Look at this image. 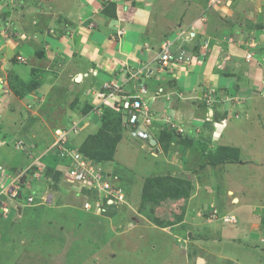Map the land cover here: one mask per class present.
<instances>
[{
  "label": "crops",
  "instance_id": "obj_1",
  "mask_svg": "<svg viewBox=\"0 0 264 264\" xmlns=\"http://www.w3.org/2000/svg\"><path fill=\"white\" fill-rule=\"evenodd\" d=\"M208 1L0 0V142L4 144L0 148L1 215L9 219L17 213V219L32 225L41 216V207L63 202L59 199L63 187L50 186L48 190L46 181L31 177L29 166L36 157L40 162L37 166L62 169L52 151L46 152L59 120L53 110L58 108L57 101H52L61 100V95L66 97L65 92L77 98L75 86L85 94L96 80L105 81L112 76L121 80L136 73L139 82L147 84L150 93L153 91L150 96L156 97L160 90L169 91L178 101L177 110L191 114L195 110L203 111L198 99L211 96L215 103L222 104L220 108L233 110L221 113V116L229 115L220 122L223 125L219 130L214 129L210 114L205 117L207 122L203 128L208 138L215 132H222L223 138L227 127L234 125L237 114L245 122L255 121L256 115L257 120L264 118L261 114L264 110V0H228L212 7ZM231 37L243 41L242 45L231 44ZM167 41H172L173 64L161 72L158 58ZM248 53L251 59L247 58ZM19 57L25 61L21 62ZM11 73L23 80L34 74L40 86L18 96L8 84ZM136 84L133 80L129 82L128 90H139ZM52 93L55 98L51 97ZM254 102H259L258 106L250 113ZM61 111L65 113L59 118L67 112ZM82 121L90 123V120ZM18 142H24V152L16 150ZM48 156H53L52 166L45 161ZM169 162L177 166L171 159ZM260 167L264 171V163ZM19 176L22 189L27 187V195L37 198L39 204L31 206L24 197L15 199L4 191ZM48 195L51 198L45 205L39 197ZM248 207L253 214L259 213L255 206ZM262 224L264 217L259 216V225ZM148 228L156 230L153 226ZM243 233L245 246L236 247L240 249L239 256L221 250L217 254L224 264H260L264 260V232ZM222 241L217 239V243ZM247 252L257 254L250 258V263ZM203 260L208 264L205 257Z\"/></svg>",
  "mask_w": 264,
  "mask_h": 264
},
{
  "label": "rangeland",
  "instance_id": "obj_2",
  "mask_svg": "<svg viewBox=\"0 0 264 264\" xmlns=\"http://www.w3.org/2000/svg\"><path fill=\"white\" fill-rule=\"evenodd\" d=\"M213 1H208L209 7L217 6ZM229 42L237 46L243 43L236 37H231ZM11 74L8 84L18 96L39 85L34 74L28 80ZM102 84L100 79L89 85L96 91L90 93V99L96 104L93 112L98 115H84L88 109L84 99L89 98L86 94L82 97L83 91H77L79 86L74 87L77 98L65 92L66 97L61 95V100L53 99L58 106L53 108L59 119L56 124L71 128L76 120L82 127L87 122L82 120H90L91 129L80 132L74 140L71 136L72 142L102 159L105 173L118 178L112 180L113 184L122 186L129 194L130 206L123 205L113 214L95 213L96 216L81 210L86 201L94 199L90 195L60 190L59 199L63 202L41 207L43 212L32 225L17 219V213L9 219L0 214V264H198V258L203 257L208 264H224L218 257L220 250L239 256L241 252L236 247L245 246L244 231L264 232V225H259V216L264 217V171L260 167L264 163V118L257 120L255 114V121L245 122L238 119L235 111L234 125L227 127L223 138L222 132H215L212 136L215 142H212L213 138H208L203 128L207 122L205 117L210 114L214 129L219 130L220 122L229 115L221 116V113L233 108H220L222 104L208 96L198 99L205 113L195 110L191 114L182 109L178 112L174 94L160 90L153 108L162 114L160 118L167 115L164 114L167 106L177 110L176 120L174 127L165 129L162 122L155 123L151 132L158 144L152 145L131 138L121 127L117 111L98 100L101 98H97V91ZM258 103L254 102L250 113ZM61 109L67 111L63 118H59L65 113ZM197 114L204 117H196ZM261 114L264 116L263 109ZM192 119L201 127L189 125ZM183 120L187 124H179ZM48 122L53 124L50 119ZM102 130L111 137L122 136L113 161L107 159V148L92 138L97 133L95 138L99 139ZM190 135H195V142ZM170 159L176 167L169 164ZM53 160V156L45 159L51 166ZM210 160L213 165L209 164ZM50 178L48 173L47 179ZM64 187L70 186L64 184ZM22 191L25 201L27 187ZM48 198L51 196L47 197L49 201ZM69 200L72 203H67ZM24 201L20 202L23 206ZM248 206H255L259 213L253 214ZM221 238L223 241L217 243ZM256 256V253H246L249 263ZM259 263L264 264V260Z\"/></svg>",
  "mask_w": 264,
  "mask_h": 264
},
{
  "label": "built area",
  "instance_id": "obj_3",
  "mask_svg": "<svg viewBox=\"0 0 264 264\" xmlns=\"http://www.w3.org/2000/svg\"><path fill=\"white\" fill-rule=\"evenodd\" d=\"M226 1L228 0H214L213 3H218L217 5H220ZM211 5L213 4L211 3ZM119 34L121 35L123 32L119 31ZM169 47L170 43L164 44L158 58L160 64L159 70L161 72H166V69L173 64V56L170 53ZM250 56L251 55L248 54V57ZM19 60L24 61L21 57H19ZM138 78L136 73H130L121 80L115 79L111 82L104 83V90L97 93V98H101L98 99L100 102L103 101L104 104L111 106L117 112L125 116L124 125L131 138L150 142L153 138V132L151 131L156 122H162V129L174 127L173 123L177 110H170L167 106V110L164 112V114L167 115L160 118L162 114L153 108L156 101L155 97L146 98L148 92L147 87L143 85L142 82H139ZM132 80L137 83L136 89H139L136 93H131L132 91L128 90L130 86L129 82ZM125 91L131 94L126 95ZM77 126L78 122L74 121L72 130L77 132ZM156 126L160 127L158 124H156ZM68 133L69 131L62 129H57L54 132L55 141L52 145V149L57 153L58 157L63 161L66 160L67 163L65 162V164L62 165V169L59 172L61 175L60 178L55 174L53 175V179L54 177L55 179L50 181L51 184H55L59 186V188L63 187L65 191L73 192L74 190L77 194L84 193L94 198L83 204L84 211L88 213H97L100 215L108 211V209H117L123 205L130 206L127 193L123 187L118 186V184H113L114 182L112 180L117 181V177L105 173L101 164L95 163L81 152H74L67 146L69 141ZM3 145L4 144L0 142V148ZM24 145V142H18L15 148L16 150H24ZM32 159V165L29 166V170H32L31 176L37 181L45 179V169L36 165L38 159ZM2 170L3 167L0 165V171ZM21 178V176L15 177L9 186L4 189L6 193L10 194L11 197L15 199L19 197L22 191ZM64 184L70 187L66 188ZM42 199L45 202L48 201L46 196L42 197ZM27 201L28 204H33L36 198L29 196ZM229 219L233 220L234 217H230Z\"/></svg>",
  "mask_w": 264,
  "mask_h": 264
},
{
  "label": "trees",
  "instance_id": "obj_4",
  "mask_svg": "<svg viewBox=\"0 0 264 264\" xmlns=\"http://www.w3.org/2000/svg\"><path fill=\"white\" fill-rule=\"evenodd\" d=\"M116 79V78H115ZM114 78H113V76L112 77H110L108 80H105V81H103V83H107V82H111V81H113V80H115ZM103 85L104 84H102V88L100 89V90H98L97 92H100V91H103L104 90V88H103ZM143 85H145L146 87H147V90H148V92H147V95L149 96V97H154V96H150V95H152V92L150 93V91H149V88H148V86H147V84H144L143 83ZM38 87V85H36L34 88H37ZM33 90V89H32ZM94 92H96L93 88H91L90 90H88V91H86V96L89 98V99H87V98H85L84 99V101L86 100L88 103H86L87 104V110L85 111L87 114H84V115H92V114H95V115H98V113L97 112H93V108H95L96 107V104L94 103V101H92L91 99H90V93H94ZM131 93H136V91L134 92V91H132ZM131 93H129L128 91H125V94L126 95H128V94H131ZM85 94H84V96H82L83 98L85 97ZM146 95V96H147ZM78 105H80L79 103H78ZM103 105H105V104H103ZM106 106V105H105ZM108 107H110V109L112 110V107L111 106H109L108 105ZM109 109V108H108ZM75 111H77V110H75ZM118 113V115H119V122H120V125H122L121 127L123 128V130H125V131H127V128L124 126V115L122 114V113H120V112H117ZM89 115V116H90ZM81 120V119H80ZM74 121H76V120H73V122ZM78 122V121H77ZM79 123V122H78ZM180 123H184V122H182V121H180ZM101 124H102V119H101ZM184 124H187V123H184ZM188 124H189V122H188ZM190 124H192V125H194V123L193 122H191ZM189 124V125H190ZM56 126H55V129L54 130H57V129H62V130H66V131H69V133H68V138H69V141H68V144H67V146H69V148L70 149H72L74 152H81L82 154H84V155H86L87 157H89L92 161H94L95 163H98V164H101V160L102 159H100V158H98L97 156H95V155H93V154H91V153H87V152H85L84 150H82L81 149V147H79L78 145H76V144H73V142H72V139L74 140L76 137H78L79 136V134H80V132H83V131H85V130H87V128L88 129H90V125H89V123L88 122H86L82 127H79V125L76 127V129H77V132H75L74 130H72V127H73V123H72V127L71 128H68V127H62V126H59L58 124H55ZM97 134V133H96ZM96 134L94 133V134H92L94 137H92V138H94V140L95 141H97V143L98 144H103V146L105 147V149H106V151H107V159L108 160H110V161H113V159H114V156H115V153H116V151H117V148H118V145L120 144V141L122 140V136L121 135H117L116 137H111V136H109L105 131H99V136H98V138L99 139H97V138H95L96 137ZM161 135V134H160ZM71 136L73 137L72 139H71ZM191 137V140H196L195 139V135H190ZM160 140H161V137H160ZM55 141V138H51V142H54ZM195 142V141H194ZM150 143V142H149ZM189 143H191V142H189ZM157 144H158V141H157ZM76 145V146H75ZM19 151V150H18ZM23 152H24V150H22ZM57 161H60V158H57ZM65 162L67 163V161L66 160H62V162H61V164L62 165H64L65 164ZM209 164H211V165H213L214 164V162L212 161V160H210V163ZM102 165V164H101ZM103 167V166H102ZM55 169H53V168H50V172H53ZM103 170L105 171V169H104V167H103ZM108 173V172H107ZM55 175H57V177L58 178H60V174H59V172L57 171L56 173H55ZM113 176V175H112ZM118 179V178H117ZM52 188H55V187H52ZM56 188H58V187H56ZM124 189V188H123ZM58 191L60 190V189H57ZM125 190V189H124ZM126 192V191H125ZM34 193L32 192L31 193V195H33ZM24 197V196H23ZM29 196L27 195V197H26V199H25V201L28 203V201H27V198H28ZM24 199V198H23ZM37 199V198H36ZM36 204H39L37 201H35L33 204H29V205H36ZM130 204V203H129ZM121 207V206H120ZM118 209V208H117ZM117 209L115 208V209H108V211H106V212H104L102 215H106V214H113V213H115V212H117ZM91 214V213H90ZM93 215H96V214H94V213H92ZM96 216H98V215H96Z\"/></svg>",
  "mask_w": 264,
  "mask_h": 264
},
{
  "label": "clouds",
  "instance_id": "obj_5",
  "mask_svg": "<svg viewBox=\"0 0 264 264\" xmlns=\"http://www.w3.org/2000/svg\"><path fill=\"white\" fill-rule=\"evenodd\" d=\"M112 1H114V0H112ZM224 3V2H223ZM167 43H170V46H171V44H172V41H167L165 44H167ZM164 46V45H163ZM162 46V47H163ZM169 49H170V47H169ZM161 51H162V49H161ZM170 53H171V50H170ZM249 55H251L250 53H248ZM248 54H247V58H248ZM204 59V58H203ZM202 59V60H203ZM25 61V60H24ZM24 61H21V62H24ZM178 111H180V110H178ZM179 117H180V119H181V116L179 115ZM182 120V119H181ZM214 124H216L215 122H214ZM217 125V124H216ZM221 125H223L222 123H221ZM54 132H55V130H54ZM53 138H54V133H53ZM53 143L54 142H52L51 143V147L50 148H47L46 149V152H49V151H52L51 153L53 154V155H55L57 158H60V157H58V155H57V153H55V151L52 149V145H53ZM25 150H26V148H25ZM33 158H36V157H33ZM37 159V158H36ZM32 162H33V159H32ZM37 162H39V160L37 161ZM60 162H62V159L60 158ZM40 163V162H39ZM39 163H36V165L37 164H39ZM39 167H42V165H39ZM42 168H44L45 169V175H46V178L45 179H42L41 181H46L49 185L46 187L48 190H50L49 189V187L50 186H52V187H57V185H52L51 184V182L50 181H52V180H54L55 179V177H54V179H53V175L58 171V172H60L61 170H57V169H55L53 172H50V168L49 167H47V166H43ZM49 170V172L51 173V178L50 179H47V171ZM32 177V176H31ZM33 178V177H32ZM34 179V178H33ZM37 181V180H36ZM40 182V181H39ZM59 188V187H58ZM77 194V193H76ZM21 195H22V191H21ZM22 198H23V195H22Z\"/></svg>",
  "mask_w": 264,
  "mask_h": 264
},
{
  "label": "water",
  "instance_id": "obj_6",
  "mask_svg": "<svg viewBox=\"0 0 264 264\" xmlns=\"http://www.w3.org/2000/svg\"><path fill=\"white\" fill-rule=\"evenodd\" d=\"M150 143L152 144V145H156L157 144V141L154 139V138H152L151 140H150ZM19 199H22V195H21V193H20V195H19ZM205 262H204V260L202 259V258H199V260H198V264H204Z\"/></svg>",
  "mask_w": 264,
  "mask_h": 264
},
{
  "label": "bare ground",
  "instance_id": "obj_7",
  "mask_svg": "<svg viewBox=\"0 0 264 264\" xmlns=\"http://www.w3.org/2000/svg\"><path fill=\"white\" fill-rule=\"evenodd\" d=\"M183 119V118H182ZM193 120H191V122H192ZM182 122H184V120L182 121ZM191 122H189V124L191 123ZM184 123H186V122H184ZM184 123H180V124H184ZM194 123V122H193ZM190 125H192V124H190ZM192 126H196L197 127V125L194 123V125H192ZM199 127V126H198Z\"/></svg>",
  "mask_w": 264,
  "mask_h": 264
}]
</instances>
